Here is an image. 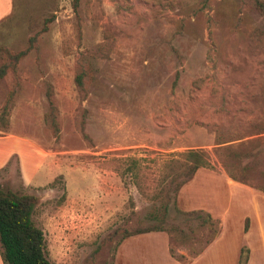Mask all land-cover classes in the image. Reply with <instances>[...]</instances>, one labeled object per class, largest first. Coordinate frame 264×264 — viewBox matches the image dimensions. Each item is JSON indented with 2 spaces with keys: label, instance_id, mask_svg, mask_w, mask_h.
<instances>
[{
  "label": "rangeland",
  "instance_id": "374dc122",
  "mask_svg": "<svg viewBox=\"0 0 264 264\" xmlns=\"http://www.w3.org/2000/svg\"><path fill=\"white\" fill-rule=\"evenodd\" d=\"M0 47L29 49L19 79L0 80V109L19 85L8 130L35 140L58 172L50 188L3 172L0 186L38 198L33 221L51 264H113L123 231L160 225L166 205L177 259L216 240L199 264H225L236 248L238 264L242 247L261 263L264 15L249 0H80L77 12L72 0H12ZM188 150L205 152L201 169L222 179L199 186L206 200L217 187L219 217H187L177 202Z\"/></svg>",
  "mask_w": 264,
  "mask_h": 264
},
{
  "label": "crops",
  "instance_id": "0c3cea01",
  "mask_svg": "<svg viewBox=\"0 0 264 264\" xmlns=\"http://www.w3.org/2000/svg\"><path fill=\"white\" fill-rule=\"evenodd\" d=\"M11 10L12 0H0V22L11 13ZM2 172L8 175L18 174L19 181L24 187L34 189L47 188L58 176L57 167L51 161L49 153L35 140L15 132L12 125L7 132L0 131V173ZM219 180L222 179H215L213 175H208L203 169H199L192 180L179 190L177 197L179 206L184 211L202 210L212 216L219 217L216 213V203L219 199L218 193H216L217 187L212 189L215 197H212L211 200H206L202 194L203 188H199L200 185H204V190L210 189V184L214 185ZM224 181L227 186L232 185L231 181ZM235 186L241 192H249L242 186ZM261 199L264 202V198ZM257 222L259 245L262 248L259 255L261 263L259 264H264V218L261 210L257 214ZM250 231L246 233L247 236ZM140 236H152L153 238L143 239ZM215 241L210 243L205 250L195 254L193 259L185 262L186 253L183 251L179 252L183 257L180 260L171 253L170 238L166 233L153 232L133 236L122 241L117 247L113 264H199L201 260L212 258ZM237 250L236 248L230 253L225 251L223 257L226 258L227 264L228 261L231 264L236 263ZM0 264H2L1 258ZM248 264H254L253 252L250 249Z\"/></svg>",
  "mask_w": 264,
  "mask_h": 264
},
{
  "label": "trees",
  "instance_id": "16d2710c",
  "mask_svg": "<svg viewBox=\"0 0 264 264\" xmlns=\"http://www.w3.org/2000/svg\"><path fill=\"white\" fill-rule=\"evenodd\" d=\"M80 0H72V9L77 12ZM249 2L264 15V1L249 0ZM53 18V17H52ZM52 19H47V25ZM45 25V29H46ZM29 49L36 44V36L29 39ZM29 49L20 51H11L7 48L0 47V80L4 79L8 74H11L14 79L18 80L17 65L28 53ZM76 84L82 86V78L78 75L75 78ZM19 87L17 81L15 87L8 91L6 101L0 109V131H8V114L9 108L13 101L17 88ZM50 110H51V124L56 128L54 123L55 108L50 95H48ZM184 160V167L186 172L183 175V180L176 186L173 193L176 194L179 189L189 182L195 173L201 169L209 166V159L205 152L201 150H188L181 154ZM54 181L47 187H52ZM38 203V198L34 195H21L10 189H4L0 186V258L3 264H51L46 253V240L43 231L38 228L33 221V215ZM168 205L162 214V223H165L167 216ZM195 214L197 218H201L199 214H204L202 210L190 211V214H185L189 217ZM202 224L212 223V217L209 214L204 215ZM155 224L148 227H138L133 230H124L121 242L127 238L153 233L163 232L162 226ZM247 226H245V231ZM120 242V243H121ZM120 245V244H119ZM249 250L247 247H242L239 254L238 264H248Z\"/></svg>",
  "mask_w": 264,
  "mask_h": 264
}]
</instances>
